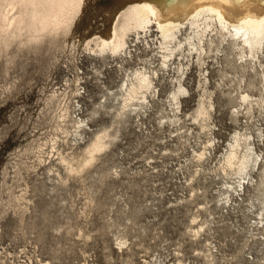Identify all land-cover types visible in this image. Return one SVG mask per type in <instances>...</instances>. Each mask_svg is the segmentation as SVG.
Segmentation results:
<instances>
[{"label": "rangeland", "instance_id": "rangeland-1", "mask_svg": "<svg viewBox=\"0 0 264 264\" xmlns=\"http://www.w3.org/2000/svg\"><path fill=\"white\" fill-rule=\"evenodd\" d=\"M121 1L86 0L35 40L0 38V264H264V160L246 174L222 161L235 131L264 154V57L249 68L215 31L199 64L185 47L161 66L153 32L99 52ZM136 69L156 71L154 90L125 107ZM203 94L210 130L194 114Z\"/></svg>", "mask_w": 264, "mask_h": 264}, {"label": "bare ground", "instance_id": "bare-ground-1", "mask_svg": "<svg viewBox=\"0 0 264 264\" xmlns=\"http://www.w3.org/2000/svg\"><path fill=\"white\" fill-rule=\"evenodd\" d=\"M85 1L0 0V38L17 37L25 32L29 40H35L45 33L56 32L66 26L74 15L82 12ZM5 7H10V15L5 13ZM109 18L111 24L108 31L95 40L99 52L126 54L131 33L153 32L161 48V66H167L174 53L185 47L188 52L193 50L198 54L199 64L202 62L200 53L213 41L210 32L215 31L219 43L226 39L238 50L239 58L249 68L254 69L252 62H258L260 67V58L264 57V0H122L109 12ZM183 28L189 32L181 38ZM181 67L182 63L178 62L175 68L179 71ZM259 70L264 81V69ZM156 74V71L145 69L133 71L122 84L123 105L126 107L132 99L145 102L154 90ZM180 76L176 77V90L170 94L177 111L181 106L178 93H187ZM260 91L264 94V84ZM238 98L244 103L252 101V95L248 93H241ZM210 107L209 96L203 94L194 110L195 116L201 117L208 130L210 126L206 121L210 117ZM257 133L260 134V131L257 130ZM105 136V131L97 134L90 143L88 162L93 159L94 152L107 146L103 141ZM253 139L252 134L235 131L227 143L222 161L225 166L234 169L235 174H243L252 163L255 165L264 160V154L256 149ZM204 154L202 151L197 156Z\"/></svg>", "mask_w": 264, "mask_h": 264}]
</instances>
